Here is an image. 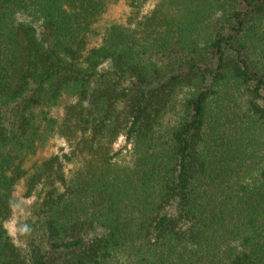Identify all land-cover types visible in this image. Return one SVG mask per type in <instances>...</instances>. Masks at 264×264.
<instances>
[{
	"label": "trees",
	"instance_id": "trees-1",
	"mask_svg": "<svg viewBox=\"0 0 264 264\" xmlns=\"http://www.w3.org/2000/svg\"><path fill=\"white\" fill-rule=\"evenodd\" d=\"M0 264H264V0H0Z\"/></svg>",
	"mask_w": 264,
	"mask_h": 264
},
{
	"label": "rangeland",
	"instance_id": "rangeland-1",
	"mask_svg": "<svg viewBox=\"0 0 264 264\" xmlns=\"http://www.w3.org/2000/svg\"><path fill=\"white\" fill-rule=\"evenodd\" d=\"M122 13L121 9L120 8H116L114 11H113V17H117L119 18L118 16H120ZM121 142L118 143V145H120ZM54 151V149H51V148H48L44 153L45 154H49V153H52ZM43 153V155H44ZM45 156V155H44ZM20 194V191L18 192ZM21 215V212L19 211L16 215V218H18L19 216ZM17 222L18 220H15L13 221L12 223H10L8 226H7V229L10 233V235L15 238L16 237V234L18 232V227H17ZM15 223H16V226H15Z\"/></svg>",
	"mask_w": 264,
	"mask_h": 264
}]
</instances>
